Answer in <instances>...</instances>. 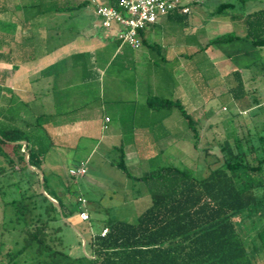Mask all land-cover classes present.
Returning <instances> with one entry per match:
<instances>
[{"label":"rangeland","instance_id":"obj_1","mask_svg":"<svg viewBox=\"0 0 264 264\" xmlns=\"http://www.w3.org/2000/svg\"><path fill=\"white\" fill-rule=\"evenodd\" d=\"M183 2L189 5L192 10L189 17L191 24L187 27L177 24L176 41L177 43H183L187 48L185 52L183 50L182 52L192 55L198 51V57L193 58L191 61L182 59L178 62L177 60V64L176 62L164 63L158 56L150 58L146 46H143L137 52L126 48L135 55L132 67L124 70L119 68L118 62H116L106 73V97L119 93L118 88H122L124 85L127 86V84L117 83L118 88L115 91L114 84H110L113 77L120 78L121 76V78L127 77L129 79L141 76L140 78H143L141 85L144 86V79L149 76H177V86H181V94L177 98L182 100L186 111L194 119H199L198 128H203L200 131L202 138L198 140L197 146H195L194 140L187 137V135H190L187 122L180 111L176 109L177 136L174 141L175 144L171 147H161L160 144L162 143L149 141L146 145L140 146L138 148L141 152L140 157L148 162L138 163L135 162L137 157H130L128 168L130 173L136 177L154 171L160 166H175L192 169L198 178H205L212 169L223 163L221 144L224 141L230 139L228 142L234 147V140L239 141V137L248 138V135H250L251 143L258 145L256 140L259 136L264 137V131L262 130L264 125L259 123L260 121L264 123V106L256 110L252 108L255 105L253 104L255 98L264 104V77L257 79V81L251 79L245 82V92L248 94L245 99L241 98L242 92H227L228 82H230V90L235 86L233 77L235 73H240L243 78L252 76V70L243 67L245 59L241 57L240 52L237 50L240 44L211 46L216 50H220V48L223 50L224 61L227 63L222 64L218 61H212V59H202L204 56L202 48L211 39L231 32L239 36L245 34L244 22L241 23L237 20L233 23L231 19L213 16L221 3L235 4L236 8L233 11L240 14L253 12L264 7V0H248L246 5L241 4L239 0H199L197 2L183 0ZM94 12L95 6L91 3L82 10L74 12L72 17L73 14L70 13L58 15V21L62 20L61 22H64L67 19L62 25L64 27L62 30L63 37L71 40L68 43H71L72 39L75 40L80 35H77V32L87 35L89 31L101 27V21L95 16ZM69 28L72 30H68ZM101 28L99 30L108 33L107 30ZM79 37L82 38V36ZM228 51L233 53L232 58H229ZM161 53L163 55L164 51ZM158 54V51L153 53V55ZM262 55L264 56V49L262 54L256 51L252 57L248 58V61L258 60ZM178 63H181L182 66L179 67ZM228 73L230 74V80L227 82ZM179 76H181L180 80ZM257 90L258 92H256ZM143 91L144 89H142V93ZM15 101L18 106L21 102L13 99L14 111H17L20 119L22 118V120L24 119L29 123H36L35 113L42 116L38 121L41 127L38 134L41 137L40 145L46 151L41 172L43 176L45 174L47 179V191L50 193L54 191L57 196L67 201H75V203H78L79 199L85 201L90 208L96 231L101 227L100 224L96 223L98 219L107 222L112 218L134 223L137 216L151 205L152 200L147 184L144 181L127 177L107 160L119 159V153L112 152L113 145H120V140L115 137L116 132L112 131L111 128L103 130L99 127L85 130L86 123L82 119L93 116L99 107L98 104L83 108L78 106L80 104L76 102L72 108L71 106H67V108L66 106H62V108L54 106L51 109L52 112L45 108V111H42L41 114L38 112V106L30 104L32 110L26 111V116L23 118L19 107L16 108L17 105L14 104ZM37 103L38 101L35 102V105ZM201 106H205L204 109L207 114L210 112L211 114L205 116L202 111L198 114L193 111V108ZM68 108L72 112L67 111ZM64 111L67 113H64ZM255 115H258V117ZM255 117L257 118L254 123H250ZM94 118L95 120L98 119V115L95 114ZM245 121L250 123L247 127L249 131L243 127ZM212 123H216V125L213 129H208L209 124ZM113 124L114 122L111 127L114 126ZM106 134L112 137L111 141L108 138H102V135ZM169 143L172 144L173 141ZM161 150H165L164 156L160 155ZM88 159L87 175L72 176L70 174L71 169L79 168L81 162ZM24 175L29 179L34 178V189H37L38 178L34 177L35 174L26 171ZM22 176L20 172H15L9 177L7 175L0 176V264H34L35 261V247L29 248L27 251L22 250L26 238L23 231L26 224L34 225L36 223L39 211L33 210L27 214L26 223L21 219H17L12 206L5 204L10 197L5 199L4 191L22 190L23 185L18 184ZM40 178V191L43 193L44 181L42 176ZM258 194L264 196V186L258 190ZM44 195L49 197L47 192ZM32 206L30 202V207ZM46 219L47 216L43 215V220ZM236 223L239 235L248 247L253 263L264 264V209L249 214L245 212L237 217ZM57 226L61 227L59 237L63 243V246L58 245L57 248L68 254L71 260L80 257L77 264H89L86 256L89 248L86 247L84 238L74 226L67 225L66 219L59 220ZM88 236L89 233L85 232V237L88 238Z\"/></svg>","mask_w":264,"mask_h":264},{"label":"trees","instance_id":"obj_2","mask_svg":"<svg viewBox=\"0 0 264 264\" xmlns=\"http://www.w3.org/2000/svg\"><path fill=\"white\" fill-rule=\"evenodd\" d=\"M239 2L246 5L248 0ZM91 3L89 0H35L22 5V40L13 43L0 37V43L8 48L7 52L0 51V60H36L61 48L71 40L63 37L62 25L67 19L58 21V15L70 13L72 17L74 12ZM118 3L119 0H110L109 5L116 7ZM235 8V4L223 2L213 16L243 19L245 36L234 32L221 35L211 39L202 51L213 45L240 44L237 50L245 59L243 67L252 70L251 79L257 81L264 77V56L253 62L248 58L256 51L262 54L264 49V7L240 14L233 11ZM0 10L7 11V5L4 3ZM177 16L183 15L177 13ZM228 56L232 58L233 53L229 51ZM233 77L235 86L231 91L242 92L241 98H246L247 81L240 73ZM1 91L0 86V176L9 177L15 172L23 175L18 183L23 185L22 190L4 191L5 199L10 197L5 204L12 206L17 219L26 223L27 214L39 211L36 223L25 225L22 250L35 247L34 264H77V260H71L57 248L63 246L59 237L61 227L57 223L81 212L79 205L77 202L68 204L54 191L48 192L44 174L43 188L59 208L40 191L41 174L31 169L42 171L46 153L38 134L41 131L38 121L42 116L36 118V123L20 119L14 111L13 98L3 100ZM147 107L159 112L179 110L190 131L187 137L197 146L200 121L186 111L180 98L150 95ZM112 152L119 153V159L112 164L127 177L144 181L152 201L135 223L112 218L106 222L104 229H108V233L96 234L91 243L96 255L91 264H254L239 235L236 219L245 212L264 209V196L258 194L264 186V139L259 147L251 145L246 149L240 141H235L234 147L229 142L223 144V163L201 179L192 169L175 166H160L136 177L125 161L124 146H116ZM26 171L38 178L37 189H34V178L25 177ZM43 215L47 216L46 220Z\"/></svg>","mask_w":264,"mask_h":264},{"label":"crops","instance_id":"obj_3","mask_svg":"<svg viewBox=\"0 0 264 264\" xmlns=\"http://www.w3.org/2000/svg\"><path fill=\"white\" fill-rule=\"evenodd\" d=\"M34 1L35 0L0 1V8L4 7V3L8 7V10L5 12L0 10L1 38L6 39L7 41H12L13 43L21 42L23 33L21 31L22 27L20 23V19L22 18L20 7L22 5L31 4ZM89 1H91L92 4L101 3L109 5L110 3V0ZM191 14L192 10L190 14L183 16H177V13H173L164 16L158 21V23L150 25L143 30L141 35L143 40L142 47L146 46L148 48L150 58L158 56L164 63L176 62L177 64V60L178 62L182 59L185 61H191L193 58L198 57V51L192 55L184 53L187 48L183 43H177L176 41L177 24L185 27L190 26L191 22L189 21V17ZM237 20L241 21V23L244 22L243 19L239 18L231 19L233 23ZM100 28L96 27L95 30L89 31L87 35L77 32V35L80 34L79 36H82V38L78 36L75 40L72 39L73 41L71 43H68L57 49L55 52L40 59L24 62H9L6 59L0 60L1 98L3 100L10 98L20 100V106L17 105L16 101L14 104L17 105L16 108L19 107L23 118L26 116L25 112L30 109V104H33L36 107L38 106V112L40 114L42 111H45V108L52 112L51 109L54 108V106L60 108H62V106H66V108L67 106H71L72 108L76 102L80 104L78 106L83 108L92 104H98L99 107L93 116L82 119L86 123L84 127L85 130H92L93 127H99L103 130H109L111 128L112 131L116 132L117 136L115 135V137L120 140V145H123L125 148V161L127 165L130 157H137L135 162L146 163L148 161H145V159H141L140 157L141 152L138 149L140 146L146 145L149 141H155L159 142V144L162 143L160 144L161 147H171L175 144L174 141L177 136L176 111H153L147 107L148 97L150 95H159L164 97L167 96L169 98H177V96L181 94V86H177V76H149L144 79V86L141 85L143 82V78H140L141 76L129 79L127 77L121 78V76L120 78L113 77L110 80V84H114L115 91L118 88L116 85L117 83L127 84V86L124 85L122 88H118V96H116L117 94H114L111 97H106L105 79L108 70L116 62H118L119 68L121 69L127 70L131 68L135 55L126 49L130 48L129 46L123 45L120 42L117 38V32L115 29L107 30L108 33H104L103 30H99ZM68 30L72 29L69 28ZM244 32L246 34V26ZM245 34L243 36H245ZM141 48L137 50L130 49L137 52L140 51ZM182 50L184 52H182ZM0 51L7 52L8 48L3 43H0ZM155 51H158L159 54L153 55ZM163 51L164 54L161 55V52ZM180 51L181 53H179ZM202 52L204 55L202 59L207 58L209 60L212 59V61L221 62L222 64L227 63L224 61V52L221 48L220 50H216L214 47H210ZM178 64L179 67L182 66L181 63ZM35 73L36 75H34ZM229 78L230 74L228 73L226 77L227 82L230 80ZM180 79L181 76H179V80ZM250 79L251 76L244 77L245 81H249ZM142 89H144L143 93ZM230 91V82H228L227 92L230 93ZM256 92H258V90ZM37 101L38 103L35 105V102ZM253 104H255L252 107L254 110L264 106V104L257 101L256 98L253 99ZM204 108L205 106L195 107L193 108V111L197 114L202 111V114L205 116L210 115L211 112L207 114ZM31 110L32 109H30V111ZM65 111L64 113H67ZM67 111L72 112L69 108ZM95 114L98 115V119H96L97 122L94 118ZM37 116L38 115L35 113V119ZM255 116L258 117V115ZM257 117L252 121L249 120L251 121L250 123L253 124ZM113 122L114 126L111 127ZM261 122L262 121L259 122L260 125H264V123ZM250 123H246V121L243 123L245 130L249 131L247 127ZM215 125L216 123L209 124L208 129H213ZM201 130H203V128H201L200 131ZM262 130L264 131V128ZM106 135H102V138H108V140L111 141L112 137ZM201 138L202 136H200V139ZM263 139V136H259L256 140L258 145H253L250 140V135H248V138L239 137V141H241L240 144L245 146L244 148H248L251 145L259 147L263 144ZM171 141H173L172 144L169 143ZM228 141H230V139L224 141L223 144ZM165 142L168 143L165 144ZM233 143L235 144V140ZM116 146L119 145H113V148ZM160 152V155L164 156L165 150H161ZM89 159L81 162V164H85L86 169ZM107 160L113 165L112 160ZM64 200L68 204L75 203V201ZM80 200L81 199H79L78 202L79 208L81 211H87L89 213L90 221H83L79 212L66 219V224L74 226L84 238L86 247L89 248V252H86V256L89 260V264H91L96 258L91 243L95 235L103 231L106 222L100 219L96 220V223L101 225L100 229L96 231L92 222L90 208L85 201L80 202ZM85 232L89 233L88 238L85 237ZM79 259L80 257H76V260Z\"/></svg>","mask_w":264,"mask_h":264},{"label":"built area","instance_id":"obj_4","mask_svg":"<svg viewBox=\"0 0 264 264\" xmlns=\"http://www.w3.org/2000/svg\"><path fill=\"white\" fill-rule=\"evenodd\" d=\"M94 5L101 27L105 30L115 29L120 42L134 50L142 47L141 32L148 26L158 23L161 18L173 13L182 15L191 13L190 6L183 0H119L116 7L101 3H94ZM26 157L28 158V154ZM70 174L85 176L87 174L85 164L82 163L77 169H71ZM80 217L85 222L90 221L87 211H81ZM107 233L108 229L102 231L103 236Z\"/></svg>","mask_w":264,"mask_h":264},{"label":"water","instance_id":"obj_5","mask_svg":"<svg viewBox=\"0 0 264 264\" xmlns=\"http://www.w3.org/2000/svg\"><path fill=\"white\" fill-rule=\"evenodd\" d=\"M28 158H29V157H28ZM28 158H27V160H28ZM31 169H32V170H35V171L38 172V173H40L41 176L43 177V173H42L40 170L33 169L32 167H31ZM43 181H44V180H43ZM42 191H43L44 194H46L44 188H42ZM50 200H51L53 203H55V204L60 208L59 204H58L55 200H53V199H51V198H50Z\"/></svg>","mask_w":264,"mask_h":264}]
</instances>
